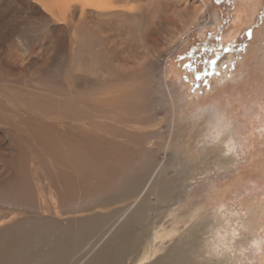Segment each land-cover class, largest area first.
Masks as SVG:
<instances>
[{"label":"rangeland","instance_id":"374dc122","mask_svg":"<svg viewBox=\"0 0 264 264\" xmlns=\"http://www.w3.org/2000/svg\"><path fill=\"white\" fill-rule=\"evenodd\" d=\"M13 1L0 0V227L9 224L11 218L19 221L32 216V220L24 221L14 231L15 235L37 231L44 236L29 246L23 244L15 264H23L28 257H47L55 246L54 234L51 235L54 226L55 234L64 236L66 224L80 225L91 219L94 220L88 222H96L97 231L88 234L80 243L83 245L74 249L66 240H59L66 248L53 264H85L118 236L122 248L100 264H264V0H200L208 9L201 16L200 27L174 53V49L166 47L170 29L161 19L154 33L144 34V28L138 32L135 39L139 42L134 45V33L131 38L117 35L115 29L110 32L96 17L84 19L79 11H73L74 28L63 36V54L54 57L53 63L50 60L49 65L45 60L52 58L51 22L54 20L57 26L66 22L55 21L39 2L35 4L49 22L42 15L31 16L23 0H16L14 3L19 6L12 9ZM159 14L163 16L162 11ZM149 15L150 18L152 13ZM172 19L184 25L183 19ZM172 19H168L169 23ZM82 25L98 27L101 33L106 31L122 49L114 54L113 61H106L113 65L116 78L103 74L108 81L118 79L120 84H96L100 78L93 74L101 72L91 75V86L80 84L79 73L69 69L73 49L78 47L74 38ZM12 31L13 42L8 38ZM124 33L127 34L126 30ZM125 38L130 41L128 44H124ZM53 39L58 43L57 37ZM13 53L22 64L9 72H19L18 76L6 75L8 68L2 63H9ZM118 64L123 66L117 68ZM131 76L135 82L130 87L153 89L147 103L142 102L146 107L134 109V116L139 114L135 117L128 116L132 113L129 109L114 117L101 115V104L94 101L91 93L115 84L122 87L131 81ZM34 88L47 90L58 99L86 94L89 118L86 123L73 126L88 129L94 124L103 128L99 124L103 122L107 131L98 129L99 136L128 138L133 147L126 151L133 166L134 147H143L150 159L147 169L142 172V157L135 171L127 172L131 178L138 177L136 186L131 182L130 187L122 189L124 194L115 195L101 210L94 209L89 197L70 191L52 202L55 198L49 189L56 193L53 185L59 179L58 172L52 169V156H45L39 146L33 147L23 135L22 142L20 133L26 131L27 121L51 125L52 130L71 125L43 113L47 99L44 94L32 92ZM58 106V101H51V108L56 110ZM36 114L51 121L35 117ZM91 114L94 117L90 118ZM137 136L143 138L140 143ZM14 146L18 147L16 150H28L27 154L24 152L27 166L24 164L34 190L37 191V184L44 188L42 195L34 199L36 207L32 209L17 206L1 194L16 168ZM119 159L118 155H110L108 163L100 161L102 171L116 168ZM89 194L94 195L95 191ZM56 214L58 223L50 220ZM44 215L45 222L40 226L34 218ZM123 228L130 233L120 234Z\"/></svg>","mask_w":264,"mask_h":264},{"label":"bare ground","instance_id":"6f19581e","mask_svg":"<svg viewBox=\"0 0 264 264\" xmlns=\"http://www.w3.org/2000/svg\"><path fill=\"white\" fill-rule=\"evenodd\" d=\"M14 2L17 1L15 0L11 3L12 9L13 6H19V4H16ZM38 2L42 5V7L46 11H48L52 15L51 17L55 18V21L57 22L62 21L64 23L66 22L65 24H62L60 26L55 25L54 20L51 22V24H54L53 26L50 27V29L52 30V37L53 38L57 37L58 43L55 41V39L52 38V42H51L53 45V48L51 50L52 58H47L45 60V64L48 65L50 64V60L53 59V61L51 62L53 63L55 61L54 57H57V55L62 53L63 46L66 44V41L64 40L63 37L64 34L70 32L74 28L75 18L72 16L73 11H79L82 14V17H84V19L85 16H88L90 18L96 17L100 23L103 22L101 24L104 27H107L110 32L115 29V31L118 32L117 35L118 34L120 36L126 35L125 36L126 38L127 37L131 38V36L134 33V45L139 42L135 39L138 38L137 36L138 32L142 31L144 28L145 29L144 34L150 31L154 33L155 27L158 26L157 23L158 19H161V22L167 28L170 29L169 38L165 41V44H167L166 47L167 48L171 47L170 50L174 49V51L172 52L174 53L175 51L178 50L179 47H181L184 41H186L188 37H190L193 30H196L200 27L201 16L204 14L205 10L207 9L206 3L201 2L200 0H23L24 3L23 5L25 7L27 6V11L31 14V16H34V14H36L38 16L39 15L44 16L43 18H45L46 15L43 14L41 12L42 11L41 8H39L35 4V3L38 4ZM73 3H80L81 6L79 7L73 6ZM161 11L163 16H159L160 15L159 13ZM150 12L152 13V15L149 18L148 16H150L149 15ZM176 16L183 19L184 25H180L175 20L174 21L177 24L173 22L172 17H176ZM164 17H168V19H172L171 23H169V20ZM46 20L47 22H49L50 19L48 18V16L46 17ZM113 24H115V26H113ZM97 28L98 27L82 25L79 33L74 38V40H76L75 42H77L78 44L77 45L78 47L77 48L75 47L76 49H73L74 50V55L72 56L73 63L69 61L68 67L74 72L79 73L81 77V80L79 81L80 84L88 85L89 81H91L92 79L91 75L96 72H101V74L100 73L93 74L95 77L100 78V80L96 79L97 82L95 80L96 84H101V85L104 84L111 85L113 83L120 84L119 83L120 80L118 79L117 81H108L106 79L107 76L115 77V75L117 74L112 70L113 65L111 64L107 65L106 61L109 59L110 60L112 59L113 61L114 60L113 58L115 57L114 54H117L118 51H121L122 49L118 47L115 44V42H113L109 38L111 35H108L106 31H105L106 34L101 33ZM125 30L128 35L124 33ZM12 32H10V34L8 35L9 36L8 38L10 39L11 42H13L15 38V33L13 32L14 33L13 34ZM115 38H118V36ZM126 38L124 44H128V42H130ZM123 51H125V48ZM136 55L134 54V56ZM84 59L86 62H84ZM136 59H138V57H136ZM8 62L9 63L2 62L4 63V66L8 68L7 70L5 69L4 71L5 74L8 76H18L19 72L10 73L9 69L15 66V69L17 70L18 65L20 66L22 64V60L19 61L20 63H18L16 56L13 53V55L8 58ZM28 65L31 66L32 62L28 63ZM120 65L122 64H118L117 68L118 67L120 68ZM99 68H103V69H99ZM103 74H106L107 76H103ZM101 78H105L106 80H103ZM134 82H135L134 78L132 77L131 81L125 83L122 87L115 84L113 87L111 86L112 88L110 87V89L107 88L104 90L93 89L94 91L92 90L93 92L91 94L94 95L92 96L94 101L96 103L101 104L98 107L99 109H101V115L113 114L114 117L118 112L120 114H123L124 112H127L125 110L129 109L130 113L131 112L132 113L131 115L127 113L128 116H134V109L136 110L138 108L140 110L141 108L140 106L143 105L142 102L144 101L143 103L145 102L147 103V101L145 100H148L147 97L148 95L150 97L153 90L152 88L150 89L144 88L145 89L144 90L138 87L137 88L130 87V85L134 84ZM64 84L66 83L64 82ZM167 87H168V91L171 92V88L168 85ZM31 91L35 92L36 94L45 95L47 100L45 101L42 107L43 113L47 115H54L57 118L64 120L65 122H62L63 124L70 123L71 125V128L65 127L63 129H60L61 127L59 128V126H57L52 130L51 125L49 126L48 124L47 125L32 124L31 122L27 121L28 125L25 124L27 126L26 131H24V129L23 130L20 129L21 130L20 136L23 135L26 139L28 138V141L31 142L33 147L39 146L40 151L46 153L45 156H47V154L49 157L50 155L52 156L53 159L52 169L57 171L59 176L58 177L59 179L58 180L56 179L57 181L53 185L56 193L52 192L51 188L49 189L50 195L54 194V198H55L53 199L52 202L62 199L64 197L63 194L65 192L70 191L71 194L75 192L80 196L89 197L91 202L94 203L93 206L94 209L101 210L102 208H106L110 204L112 198L115 195L121 193L124 194V191L122 189L130 187L131 182H134V187L136 186L135 182L136 179H138V177L134 178L133 176L131 178L127 172H129L130 170L134 172L137 167L138 161L142 157L144 158V161L141 164L142 172L145 171L144 169L146 167H148L150 159L146 157L147 151L143 147H134L135 160L133 166L129 162L131 160V156L126 151V150H131L133 147L131 140H129L128 138H125L124 140H116L104 136H99L97 131L98 129L101 131H103V129L106 130L103 122L99 123L102 124L103 128H99L96 125L93 126L94 124L92 125L91 124L92 122H88L90 123V125H92L88 129L85 128L86 126L85 127L73 126L74 123H79V125H81L80 123H86L84 121H86L89 118L88 117L89 111L87 112V110L85 109L86 108L85 100L87 97L86 94H83L82 97L79 98L74 97L72 99H58L55 98L53 95H51L47 90L34 88L31 89ZM51 101H58L60 106H58L56 110L54 108H51L50 107ZM65 104L68 105L64 106ZM145 105L143 106L146 107ZM93 107L94 106H92L91 108ZM91 115L90 118L94 117L93 114ZM34 116L39 117L41 119H45L46 121H51L50 118L40 117L37 114ZM55 122H60V121L55 120ZM145 122L146 121H144L143 123ZM18 127L19 125L17 126V129ZM23 136L21 137L22 142H24ZM19 137L17 138L19 139ZM67 139H69V141H67ZM142 139L143 138L137 136L136 141L140 143ZM25 147H23V149ZM15 148L17 149L18 147L14 146L12 149ZM19 148L20 150L19 149L18 150L20 152L15 149L17 152L14 153V158L16 159L15 161L16 168L11 171L13 176H11V174L8 176V177L11 176L12 180L11 182L9 181L7 185H4L2 187L1 194H3L8 199H10V201L17 206L20 207L27 206V208L32 209V207L34 206L36 207V203L34 199L42 195L44 188L42 187L40 189V185L37 184V191L34 190V184L30 176L31 174L29 175L30 172L29 173L27 172L29 170V169L27 170L26 168L27 162L24 161V152H26L25 150L26 148L28 149V147H26L23 151L21 150L22 149L21 147ZM32 149L34 150V148ZM110 155H118L120 158L119 161L115 163L116 168L112 167V168H108L110 169L108 171H102L103 166L101 165L100 161L103 163H108ZM4 159H6V156H4ZM24 162H26L25 163L26 166ZM117 175L118 177H116ZM90 191H95V194L90 195L89 194ZM88 210H91V208L88 207ZM9 215H13V214H9ZM56 215H57L56 218L53 217L50 218V220L53 221L57 220L58 223L59 222L58 214ZM31 217L27 218V220L23 219L19 221H17L16 218H11V222L7 220L9 221V224L0 227V264H15L17 259L16 254L20 255V249L22 248L23 244L29 246L33 244L34 241L44 238V236L38 234L37 231H33V232L31 231L26 233L24 232L23 234L21 233L20 235L17 236L15 235L14 231L19 230V228L23 226L24 221H28L30 219L32 220ZM34 219H36L37 222H39L37 224L41 226L43 225V222H45V215L42 218L35 217ZM50 220L48 221L46 220V221L49 222ZM92 220L94 219L88 221H92ZM88 221L80 222L79 224L81 226L66 224L67 226L65 229L66 231H64L65 232L64 236L55 234L56 230L54 229L56 227L54 226L53 233H51V235L53 236L54 234L53 242L55 243V246H53L49 250V255L47 257H45L44 255L43 257L39 256L36 257L35 259L32 257H28L27 260L23 262V264H31L32 261H35L36 264H53V262L57 260V256L63 253L60 252L66 248L65 245L59 242V240L61 239L66 240L68 244L72 245V248L76 246L81 247L83 244L80 243L83 242V240L88 236V234L97 231L96 230L97 228L94 227L96 222L93 225H90ZM19 225L20 227H18ZM40 226L38 227L40 228ZM68 228H72V229H68ZM125 228L121 230L122 232L120 231L121 232L120 234L130 233V231H125L124 230ZM40 231H42L41 228ZM7 232L11 234L13 238H10L7 235L8 234ZM76 234L78 236H75ZM154 239L156 240L157 236L156 237L154 236ZM111 241L112 243L108 245L105 244V247L102 250H100L94 257L90 258L85 264H100V262L104 261L111 254L122 248L123 244L122 241L120 240V236L114 237ZM146 252H148V249L146 250Z\"/></svg>","mask_w":264,"mask_h":264},{"label":"snow or ice","instance_id":"6c2138e0","mask_svg":"<svg viewBox=\"0 0 264 264\" xmlns=\"http://www.w3.org/2000/svg\"><path fill=\"white\" fill-rule=\"evenodd\" d=\"M217 2H219V0H217Z\"/></svg>","mask_w":264,"mask_h":264}]
</instances>
